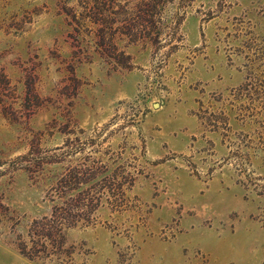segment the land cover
Returning a JSON list of instances; mask_svg holds the SVG:
<instances>
[{"label": "rangeland", "instance_id": "1", "mask_svg": "<svg viewBox=\"0 0 264 264\" xmlns=\"http://www.w3.org/2000/svg\"><path fill=\"white\" fill-rule=\"evenodd\" d=\"M0 264H264V0H0Z\"/></svg>", "mask_w": 264, "mask_h": 264}, {"label": "water", "instance_id": "2", "mask_svg": "<svg viewBox=\"0 0 264 264\" xmlns=\"http://www.w3.org/2000/svg\"><path fill=\"white\" fill-rule=\"evenodd\" d=\"M154 106H155V107H158V106H159V103H155Z\"/></svg>", "mask_w": 264, "mask_h": 264}, {"label": "crops", "instance_id": "3", "mask_svg": "<svg viewBox=\"0 0 264 264\" xmlns=\"http://www.w3.org/2000/svg\"><path fill=\"white\" fill-rule=\"evenodd\" d=\"M155 104V103H154ZM160 105V104H159ZM159 107V106H158Z\"/></svg>", "mask_w": 264, "mask_h": 264}]
</instances>
